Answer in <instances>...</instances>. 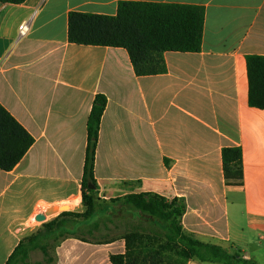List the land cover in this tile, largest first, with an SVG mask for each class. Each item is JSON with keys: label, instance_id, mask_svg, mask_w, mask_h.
<instances>
[{"label": "crops", "instance_id": "0c3cea01", "mask_svg": "<svg viewBox=\"0 0 264 264\" xmlns=\"http://www.w3.org/2000/svg\"><path fill=\"white\" fill-rule=\"evenodd\" d=\"M121 2L203 7L201 51L166 52V73L139 77L124 48L69 41L70 13L115 16ZM253 55L264 56V0L0 3V104L35 139L12 171L0 169V264L32 234L36 213L82 210L87 124L99 94L108 99L94 170L100 196L179 199L186 232L264 264V110L249 105ZM226 147L242 148V186L226 183ZM123 253L124 239L67 236L55 248L56 264H112Z\"/></svg>", "mask_w": 264, "mask_h": 264}, {"label": "trees", "instance_id": "16d2710c", "mask_svg": "<svg viewBox=\"0 0 264 264\" xmlns=\"http://www.w3.org/2000/svg\"><path fill=\"white\" fill-rule=\"evenodd\" d=\"M25 1L0 3L18 5ZM68 22L71 43L124 48L137 76H153L167 72L166 52L201 51L205 10L196 5L121 2L115 16L72 12ZM247 65L249 105L264 110V56H249ZM107 104L105 95H97L88 119L82 211H65L44 223L41 230L19 242L5 264H31V253L38 250L47 264H56L50 247L67 236L93 243L124 239L125 253L111 255L112 264H186L194 259L212 264H259L240 252L202 242L186 232L182 226L186 207L179 199L169 201L154 193H130L109 202L98 197L94 170ZM34 143V137L0 104V169L12 171ZM222 162L227 185L242 186V148H224ZM134 213L139 219L132 225ZM103 229L115 234L103 235Z\"/></svg>", "mask_w": 264, "mask_h": 264}, {"label": "rangeland", "instance_id": "374dc122", "mask_svg": "<svg viewBox=\"0 0 264 264\" xmlns=\"http://www.w3.org/2000/svg\"><path fill=\"white\" fill-rule=\"evenodd\" d=\"M97 195H98V197L102 200V201H104V202H109L110 201V199H112V198H110V199H105V198H103V197H101L100 196V192H99V190H98V192H97ZM65 208L64 209H62V205L61 206H52V207H50L49 209H51V208H59V211L57 212V210H56V212H54V213H52V214H50L49 216H48V221H50V220H52L53 218H55V217H57L58 215H60L62 212H65V211H77L75 208L73 209L72 208V206L71 205H63ZM49 209H44L46 212L49 210ZM26 211H27V214L31 211V209H26ZM82 211V210H81ZM80 211V212H81ZM78 212V211H77ZM60 213V214H59ZM47 221V222H48ZM34 230L31 232V233H35V232H37L38 230H41L42 229V226H43V224L44 223H46V222H39V221H34ZM102 232V234L103 235H105V234H110V235H114L115 234V231L114 232H112V231H105L104 229L101 231ZM30 233V234H31ZM88 238H90V236H87ZM93 242H94V240H92ZM264 245V244H263ZM56 246H57V244L55 243V244H53L51 247H50V253H51V255L52 256H54L55 255V248H56ZM264 247V246H263ZM240 249H244V248H242V247H240ZM245 250H247V252H252L251 251V249H245ZM46 259H45V257H44V255H43V253L41 252V251H35V252H33V253H31V258H30V261H31V264H47L46 263V261H45Z\"/></svg>", "mask_w": 264, "mask_h": 264}, {"label": "water", "instance_id": "95a60500", "mask_svg": "<svg viewBox=\"0 0 264 264\" xmlns=\"http://www.w3.org/2000/svg\"><path fill=\"white\" fill-rule=\"evenodd\" d=\"M91 189H93V186H90ZM65 207H62V209H64ZM56 212V208H51L49 209L47 212H40V213H36L32 218L31 221L34 223V221H39V222H47L48 216L52 213Z\"/></svg>", "mask_w": 264, "mask_h": 264}, {"label": "built area", "instance_id": "2783aa9c", "mask_svg": "<svg viewBox=\"0 0 264 264\" xmlns=\"http://www.w3.org/2000/svg\"><path fill=\"white\" fill-rule=\"evenodd\" d=\"M27 31H28V25H27V24H24V25H22V26L20 27V34H21L22 36H24V35L27 33Z\"/></svg>", "mask_w": 264, "mask_h": 264}, {"label": "bare ground", "instance_id": "6f19581e", "mask_svg": "<svg viewBox=\"0 0 264 264\" xmlns=\"http://www.w3.org/2000/svg\"><path fill=\"white\" fill-rule=\"evenodd\" d=\"M57 212L59 211V208H56Z\"/></svg>", "mask_w": 264, "mask_h": 264}]
</instances>
